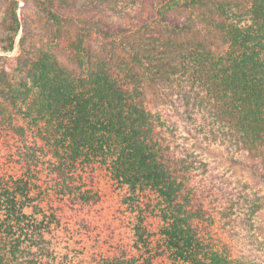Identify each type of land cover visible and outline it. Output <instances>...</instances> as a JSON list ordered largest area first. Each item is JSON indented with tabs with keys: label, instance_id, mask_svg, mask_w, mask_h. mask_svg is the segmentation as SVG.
Masks as SVG:
<instances>
[{
	"label": "trees",
	"instance_id": "obj_1",
	"mask_svg": "<svg viewBox=\"0 0 264 264\" xmlns=\"http://www.w3.org/2000/svg\"><path fill=\"white\" fill-rule=\"evenodd\" d=\"M0 264H264V0H0Z\"/></svg>",
	"mask_w": 264,
	"mask_h": 264
},
{
	"label": "rangeland",
	"instance_id": "obj_2",
	"mask_svg": "<svg viewBox=\"0 0 264 264\" xmlns=\"http://www.w3.org/2000/svg\"><path fill=\"white\" fill-rule=\"evenodd\" d=\"M23 2H21V4H22Z\"/></svg>",
	"mask_w": 264,
	"mask_h": 264
}]
</instances>
